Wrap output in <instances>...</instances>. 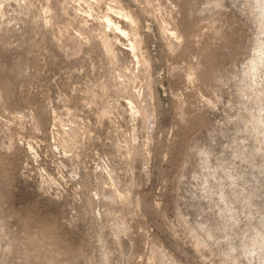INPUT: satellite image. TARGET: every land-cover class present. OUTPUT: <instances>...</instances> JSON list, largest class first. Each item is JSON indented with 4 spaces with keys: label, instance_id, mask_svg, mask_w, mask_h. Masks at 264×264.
I'll return each instance as SVG.
<instances>
[{
    "label": "rangeland",
    "instance_id": "rangeland-1",
    "mask_svg": "<svg viewBox=\"0 0 264 264\" xmlns=\"http://www.w3.org/2000/svg\"><path fill=\"white\" fill-rule=\"evenodd\" d=\"M108 1L0 0V197L86 264H264V0Z\"/></svg>",
    "mask_w": 264,
    "mask_h": 264
},
{
    "label": "clouds",
    "instance_id": "clouds-1",
    "mask_svg": "<svg viewBox=\"0 0 264 264\" xmlns=\"http://www.w3.org/2000/svg\"><path fill=\"white\" fill-rule=\"evenodd\" d=\"M10 223L12 241L0 248V264H86L82 249L73 246L54 221L16 210L0 197V231Z\"/></svg>",
    "mask_w": 264,
    "mask_h": 264
},
{
    "label": "bare ground",
    "instance_id": "bare-ground-1",
    "mask_svg": "<svg viewBox=\"0 0 264 264\" xmlns=\"http://www.w3.org/2000/svg\"><path fill=\"white\" fill-rule=\"evenodd\" d=\"M88 1V0H87ZM54 2H55V0H54ZM83 2V1H82ZM85 2V1H84ZM98 2H99V0H98ZM103 2V1H102ZM109 2H110V0L108 1V4H109ZM105 3V2H104ZM112 3H114V2H112ZM145 3H148V5L149 4H151L152 3V0H146L145 1ZM60 4V3H59ZM107 4V5H108ZM116 4V3H115ZM91 5V4H90ZM119 5V4H118ZM147 5V8H149V6ZM94 6V5H93ZM93 6H91V7H93ZM99 6H100V4H99ZM104 6H105V4H104ZM120 6V5H119ZM151 6H152V4H151ZM94 7H98V5L96 6H94ZM110 7H112V6H110ZM109 7V8H110ZM115 7V6H114ZM104 8V7H103ZM151 8V7H150ZM153 8V7H152ZM101 9V8H100ZM111 9V8H110ZM108 11H109V9H107ZM116 10V9H115ZM88 11H90V10H87V12ZM92 11V10H91ZM101 12H102V14H101V19H99L95 24L96 25H98L99 26V28L101 27L102 28V30L103 29H105L106 30V28L107 27H110L111 29H112V31H113V33L112 34H114V36H118V38H119V36H123V34L125 33V34H127V25H126V19L124 20V19H120L119 17V19L117 20V19H115L116 18V16L115 17H113V15H111V13L110 12H108V11H105L104 12V9H103V11L102 10H100ZM111 12H112V10H110ZM86 12V11H85ZM96 12V11H95ZM104 12V13H103ZM124 14L127 16V17H129V16H131L130 14H129V12L128 11H125L124 12ZM97 15H98V12H97ZM124 15V16H125ZM123 18V17H122ZM130 18V17H129ZM168 20V19H167ZM96 21V20H95ZM128 22V21H127ZM162 23V33H164V35H166L167 37H169L170 38V40H171V43H174V38H173V36H174V28L172 29V28H170V27H167L166 26V24H165V21H162L161 22ZM169 24V23H168ZM131 26V25H130ZM129 28V27H128ZM62 29V28H61ZM101 30V29H100ZM104 33V32H103ZM176 33V32H175ZM127 36V35H126ZM62 37V36H61ZM76 38V37H75ZM75 38H73V41H77ZM125 38H127V37H125ZM176 38V37H175ZM77 39L79 40V38L77 37ZM112 39V38H111ZM111 39H108L107 40V44L106 45H108L109 46V49L111 50V51H113V46L115 45H113V42L112 41H114V40H111ZM116 39V38H115ZM176 41V40H175ZM62 42H63V40H62ZM132 42V41H131ZM131 42H129V43H131ZM133 44V43H132ZM131 47L132 48H134V46L133 45H131ZM108 48V47H107ZM132 48H125L124 49V52H126V54L129 56V57H132L133 56V54H134V49H132ZM137 55V54H136Z\"/></svg>",
    "mask_w": 264,
    "mask_h": 264
}]
</instances>
